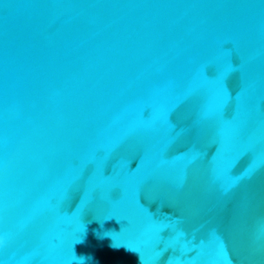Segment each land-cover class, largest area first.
I'll list each match as a JSON object with an SVG mask.
<instances>
[{
    "label": "water",
    "instance_id": "95a60500",
    "mask_svg": "<svg viewBox=\"0 0 264 264\" xmlns=\"http://www.w3.org/2000/svg\"><path fill=\"white\" fill-rule=\"evenodd\" d=\"M209 62L222 67L215 80L202 75ZM233 70L229 96L222 76ZM190 96L173 128L167 112ZM178 141L191 146L166 155ZM209 144L217 150L206 160ZM239 151L253 161L233 175L226 160ZM139 153L129 173L123 159L134 166ZM109 156L119 160L105 175ZM140 185L157 217L207 234L196 244L175 236L176 264H264V0H0V222L12 237L0 260L69 264L87 207L76 256L151 264L155 229L133 199ZM237 190L246 198L224 220L218 210Z\"/></svg>",
    "mask_w": 264,
    "mask_h": 264
},
{
    "label": "snow or ice",
    "instance_id": "6c2138e0",
    "mask_svg": "<svg viewBox=\"0 0 264 264\" xmlns=\"http://www.w3.org/2000/svg\"><path fill=\"white\" fill-rule=\"evenodd\" d=\"M230 47V45H225V48L227 49ZM224 61L225 64H230L233 66V69L238 65L239 61L238 58L235 56V54L229 55L227 52L224 54ZM202 75L207 80H215L222 72L221 65L215 63V62H209L206 63L202 68ZM236 76L238 79L237 88L239 85V75L238 72L233 71H227L223 72L222 76V86L224 91L229 95H234L236 91H233V89L229 86V80ZM196 97L190 96L187 100L184 102H181L177 104L175 107H173L171 110H169L166 114V119L170 125L173 126V128H179L180 121L182 120L184 113L186 111L187 106L194 100ZM232 113V106L230 103H226L223 107V115L225 119H230ZM145 117L147 118L149 116V111L146 110L144 113ZM191 146L190 141L188 142H174L168 146L166 155H173V154H179L185 152L189 147ZM211 146V148L214 150L211 153V156L209 157V153L207 151L204 152L205 159H210L212 156L215 155L217 146L216 144H209L206 148ZM199 147V145H197ZM248 157V163L246 167L242 171H240L238 174L235 173L234 169L237 164V162L243 158ZM116 161V163L119 160V157L117 156H109L104 165V173L105 175H109L112 172L113 168V161ZM141 161H142V155L139 153L138 160L135 162L134 166L133 163L130 162V160L126 157L123 159L124 166L126 167L127 171L129 173H135L137 169L141 167ZM253 161V153L251 151H239L234 156L229 157L226 160V163L229 165V170L233 175H239L240 173L244 172L246 169H248ZM146 187L143 185L137 186L135 191L133 192V199L137 207L143 210L147 223L145 227L149 230L155 229L154 237L150 243L151 249L154 251V258L151 262V264H176L177 257L179 255V250L170 243L175 236H180L185 239L186 243H199L201 240H206L207 234L201 238H197L196 236L190 235L179 223V218L173 217L170 214H163L161 217H157L150 209L144 206V204L141 201V194L145 190ZM117 190L119 192V195L117 194ZM74 198V195H70L67 197L61 207V211H63V207L65 204H67L70 200ZM80 202V195L75 197ZM107 198L111 200H117L120 198V191L119 189H113L110 193L107 194ZM246 198V193L237 190L234 193L233 199H228L223 207L219 209V213L221 214L222 218L224 220L231 219L235 217L238 212V203L240 201H243ZM88 208L85 207L81 210L80 214V220L82 227L77 228L74 233V237L72 239L71 245L68 249V254L71 257V260L69 261V264H78L76 260V255L73 252V245L77 242H79L83 238V234L85 232V217L87 214ZM76 211V209H73L72 212ZM113 219V217H109L110 220ZM0 252H7L11 243H12V237L11 233L9 231V227L7 224L6 219L0 222ZM259 228L261 230H264V221L260 222ZM122 231V229H121ZM120 231V232H121ZM120 232H111V236L116 237L119 236ZM217 235L221 237L225 244V249L228 251L225 239L218 233ZM114 246H120V243H113ZM128 247L127 245H125ZM129 248V247H128ZM133 251L137 252L135 249H132ZM138 253V252H137ZM140 256V255H139ZM229 259L231 260V257L229 256ZM0 264H7V261L0 260ZM31 264H41V261L38 259H33L31 261Z\"/></svg>",
    "mask_w": 264,
    "mask_h": 264
},
{
    "label": "clouds",
    "instance_id": "9594fccd",
    "mask_svg": "<svg viewBox=\"0 0 264 264\" xmlns=\"http://www.w3.org/2000/svg\"><path fill=\"white\" fill-rule=\"evenodd\" d=\"M102 225V224H101ZM91 259V257H85V256H76V260L78 264H85L87 260ZM141 264H143V260L141 257H139Z\"/></svg>",
    "mask_w": 264,
    "mask_h": 264
}]
</instances>
